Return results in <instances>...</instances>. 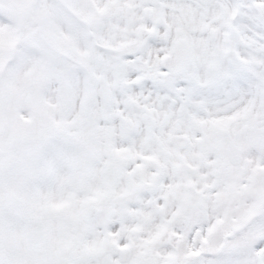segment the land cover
Returning a JSON list of instances; mask_svg holds the SVG:
<instances>
[{
	"label": "snow or ice",
	"instance_id": "snow-or-ice-1",
	"mask_svg": "<svg viewBox=\"0 0 264 264\" xmlns=\"http://www.w3.org/2000/svg\"><path fill=\"white\" fill-rule=\"evenodd\" d=\"M0 264H264V0H0Z\"/></svg>",
	"mask_w": 264,
	"mask_h": 264
}]
</instances>
